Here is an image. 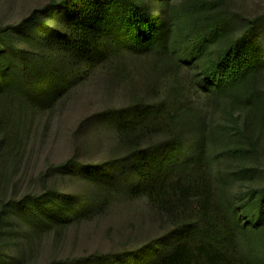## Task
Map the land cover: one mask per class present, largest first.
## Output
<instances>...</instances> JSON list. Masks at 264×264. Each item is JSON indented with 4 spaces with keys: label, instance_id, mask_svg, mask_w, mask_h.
Listing matches in <instances>:
<instances>
[{
    "label": "trees",
    "instance_id": "trees-1",
    "mask_svg": "<svg viewBox=\"0 0 264 264\" xmlns=\"http://www.w3.org/2000/svg\"><path fill=\"white\" fill-rule=\"evenodd\" d=\"M103 79L114 103L77 120L44 190L0 202V264L130 197H145L155 227L134 246L46 264H264V185L235 200L211 153L223 104L226 118L246 109L242 144L261 141L264 14L227 0H52L0 26L1 136L25 148L36 118Z\"/></svg>",
    "mask_w": 264,
    "mask_h": 264
},
{
    "label": "rangeland",
    "instance_id": "rangeland-1",
    "mask_svg": "<svg viewBox=\"0 0 264 264\" xmlns=\"http://www.w3.org/2000/svg\"><path fill=\"white\" fill-rule=\"evenodd\" d=\"M50 1L0 0V26L18 24L33 9ZM227 1L246 17L264 14V0ZM185 71L186 76L188 72L190 75L188 67L181 74ZM175 74V69H172L169 81ZM183 81L195 93L194 81L186 77ZM114 97L115 90L104 79L100 85L93 80L59 109L44 118H36L37 123L25 148H15L9 138L0 133V202L12 196L44 190V184L51 179L45 176L48 169L73 154L72 132L78 126L77 120L103 105L113 104ZM225 109L223 104L213 111L211 126L219 141L212 145L211 153L218 182L226 193L238 200L247 189L264 185V133L259 131L261 141L258 148L242 144V137L235 133V125L237 120L242 124L246 109L235 106V116L231 118L225 117ZM51 182L55 183L54 180ZM143 198L116 199L92 219L74 223L57 238L54 235L46 237L22 264H46L55 256L121 250L126 244L134 246L139 234L155 228L147 210V201Z\"/></svg>",
    "mask_w": 264,
    "mask_h": 264
}]
</instances>
